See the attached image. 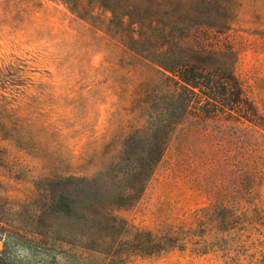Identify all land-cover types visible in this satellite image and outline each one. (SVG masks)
Returning <instances> with one entry per match:
<instances>
[{
  "label": "rangeland",
  "instance_id": "obj_1",
  "mask_svg": "<svg viewBox=\"0 0 264 264\" xmlns=\"http://www.w3.org/2000/svg\"><path fill=\"white\" fill-rule=\"evenodd\" d=\"M229 1V29L204 41L233 48L261 125L186 119L131 192L118 166L146 126V66L65 0H0L2 264H264V0ZM49 180L85 218L50 217Z\"/></svg>",
  "mask_w": 264,
  "mask_h": 264
},
{
  "label": "trees",
  "instance_id": "obj_2",
  "mask_svg": "<svg viewBox=\"0 0 264 264\" xmlns=\"http://www.w3.org/2000/svg\"><path fill=\"white\" fill-rule=\"evenodd\" d=\"M65 3L72 14L96 30L102 29L107 21V35L149 71L147 81L137 92L142 103L149 106L146 126L127 142L118 166V171L132 182L131 192L133 185L138 187L136 192H141L162 159L170 135L186 119L193 124L215 119L261 125L254 105L244 95L235 75L233 48L229 44L214 47L204 41L229 29L231 1L65 0ZM105 14L110 15L108 19ZM138 144L142 147L140 153L135 152ZM128 157L135 159L131 161ZM48 182L50 217L70 219L80 214L78 219L85 218L81 213L86 208L81 204L82 197H72L64 189L54 191L53 181ZM134 198L131 195L119 202L111 200L109 205H129ZM99 218L109 221L110 229L117 228L119 220L109 210ZM138 235L141 240L147 236ZM148 243L147 239L145 244ZM146 247H139L140 252H145Z\"/></svg>",
  "mask_w": 264,
  "mask_h": 264
}]
</instances>
